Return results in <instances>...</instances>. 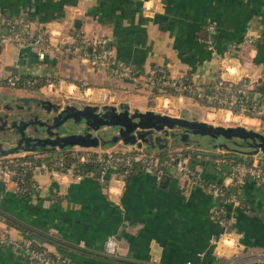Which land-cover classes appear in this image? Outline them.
<instances>
[{
	"label": "crops",
	"instance_id": "obj_1",
	"mask_svg": "<svg viewBox=\"0 0 264 264\" xmlns=\"http://www.w3.org/2000/svg\"><path fill=\"white\" fill-rule=\"evenodd\" d=\"M1 12L13 19L28 16L30 26L46 31L53 43L64 39L77 43L76 32L90 40L106 36L111 54L134 72L163 67L171 76L189 77L207 91L225 65L228 79L246 77L251 82L254 98L264 91V0H0ZM208 23L213 25L211 46L198 36ZM8 44L0 46V72L48 77L72 97L123 102L142 111L153 108L147 106L151 87L131 77L112 75L78 57H63L52 47L40 59L29 46ZM4 79L0 78V95L33 92L2 86ZM84 82L92 86L85 89ZM192 99L172 93L153 97L154 107L163 110H176ZM219 109L226 118L233 114ZM183 146L196 154L189 159L201 178L219 185L230 184L227 168L218 171L210 156H245L194 143L174 149ZM31 174L36 187L28 196L15 193L13 184L2 186L0 179L1 205L14 217L52 234L53 240H34L70 264H264V186H256L251 178L230 188L238 202L224 204L235 235L234 243L226 244L221 240L224 228L213 215L218 197L172 168L159 176L136 168L125 180L109 171L107 185L93 176L77 179L41 166ZM0 229L18 241L33 240L2 218ZM110 234L118 241L116 255L102 252V242ZM0 264L30 263L0 240Z\"/></svg>",
	"mask_w": 264,
	"mask_h": 264
},
{
	"label": "built area",
	"instance_id": "obj_2",
	"mask_svg": "<svg viewBox=\"0 0 264 264\" xmlns=\"http://www.w3.org/2000/svg\"><path fill=\"white\" fill-rule=\"evenodd\" d=\"M4 17L0 15V46L5 43H13L17 46H29L34 49L37 56L41 59L44 57L45 51L53 48L63 57H78L86 61L96 68H105L110 71L112 75L120 77H131L134 81L141 82L149 87L158 86L161 88L172 89V94L198 93L194 85L185 79L183 76H171L165 68L158 67L147 72H134L127 63L117 60L110 52L108 47V38L106 36L95 39H88L81 32L74 33L75 40H60L56 43L52 42L50 35L42 29H34L30 24L22 18L14 19L5 25ZM6 27V32L3 28ZM206 30L212 31L213 25L208 23L205 25ZM206 43L211 46L212 39L208 35L204 39ZM217 79L215 81L214 89L207 94V97L216 102L218 108H225L231 111L236 116H250L257 119H264V95L254 98L250 102H245L236 98L237 94L248 97V90L251 88V82L246 77H241L237 80H230L226 77L227 68L221 65ZM21 74L12 73L8 75L3 83L9 85L18 84H34L37 81L36 76L32 78L22 79ZM227 82L221 90L220 85ZM239 82V86L234 88L231 84ZM2 83V84H3ZM84 88L90 87L88 83ZM51 88L53 86L52 79L47 77L43 87ZM46 88V89H47ZM167 93V92H161ZM200 94V92H199ZM253 93H251V96ZM120 147L115 145L98 146V147H72L73 152L69 157L57 150L56 152H49L48 154L34 155L33 158H26L19 162L20 169L15 166H8L7 162H3L0 157V179L2 186L13 184V191L19 195L30 187L35 188L36 182L31 179L29 183L25 184L24 175L30 172L36 166L51 170L52 173L69 174L80 179L84 176H93L102 184L109 182L110 177H107V172H111L113 176L118 179L125 180L128 175L133 172L134 167L151 171L157 176L163 174L167 168L174 169L175 172L184 175L192 183L205 186L212 191L219 200V205L214 208L213 215L217 222L224 228L221 240L226 244L234 243V233L229 229V220L226 216L224 204L228 202H238L237 193L231 192L229 195L224 194L223 186L236 187L246 178H251L254 184L258 187L264 186V168L262 167L258 157L254 156L251 162L247 163L239 159L235 160L228 155H211L213 166L218 171H223L226 167L227 177L230 179L229 185H219L216 182L205 180L201 178L199 172L195 169L193 164L189 162L191 157L190 152H182L181 149L171 150L165 155H160L146 150L142 146L134 144H124L119 141ZM122 145V146H121ZM26 154L15 153L10 156H23ZM86 163H93L90 167L84 166ZM3 193L0 192V206ZM0 240L9 245L12 249L20 252L21 255L30 264H64L59 259V255L53 257L45 250H36L31 248L30 239L18 241L5 234L0 229ZM79 246L84 247L83 241L78 243ZM118 249V241L114 235H107L102 242V252L107 255H116ZM264 253V246L262 248ZM260 255L257 261H261ZM186 264H190L187 261Z\"/></svg>",
	"mask_w": 264,
	"mask_h": 264
},
{
	"label": "water",
	"instance_id": "obj_3",
	"mask_svg": "<svg viewBox=\"0 0 264 264\" xmlns=\"http://www.w3.org/2000/svg\"><path fill=\"white\" fill-rule=\"evenodd\" d=\"M77 20L75 19V22ZM3 31L6 32V27L3 28ZM53 111L52 123H47V127L60 128L59 132L48 130L49 134L54 136L45 138L27 136L23 127L32 121H22L19 124L20 139L15 145L4 147L2 140H0V157L20 152L61 150L74 146L97 147L118 141L144 148L148 146L162 148L170 144L171 137L176 136H179L184 144H197L196 140L191 139V135H208L212 138L222 136L227 139L238 138L252 148L248 152L256 154L259 152L258 150L264 151V132L241 124L220 125L195 117L189 118L184 110L179 116H174L152 109L143 111L137 108L131 109L127 103L121 102L119 107L113 104H103L102 107L90 103L81 106L72 103L55 104ZM69 119L82 123L83 128L77 132L60 134V132L66 131L62 126ZM37 122L44 124L46 121L37 120ZM106 125L116 129L110 138L102 139L98 133L93 134L94 131ZM31 140L34 141L31 142ZM209 145L213 148L247 152L227 146L224 143L209 142Z\"/></svg>",
	"mask_w": 264,
	"mask_h": 264
},
{
	"label": "rangeland",
	"instance_id": "obj_4",
	"mask_svg": "<svg viewBox=\"0 0 264 264\" xmlns=\"http://www.w3.org/2000/svg\"><path fill=\"white\" fill-rule=\"evenodd\" d=\"M8 44V43H5ZM4 44V45H5ZM8 45H12V44H8ZM7 45V46H8ZM6 47V46H5ZM10 73L9 69H3L0 72V78L4 79L6 78V76ZM57 85V84H56ZM91 85V84H89ZM82 87H85L86 85H81ZM92 86V85H91ZM47 87H43V89H39V90H35L34 95L35 96H41L42 98H46V99H52L53 101H57L60 102V104L64 105L66 103H72L75 104L77 106H81L85 103H90V104H94V105H98L99 107H102L103 104H113L117 107H119L120 103H111L109 102L107 99L105 101H92L89 98H86L87 96H84L81 94L80 97H72V96H68L67 94H65V91H62L60 89H58V86H52L51 88H47ZM20 90V89H19ZM116 90V89H114ZM153 104L150 105V103L147 102V106L149 107H153L152 110L154 111H158V112H163L166 113V111H168L169 113H173L175 114L174 116H179L181 111L184 110L185 114L187 115V117H195L199 120H204L206 122L212 123V124H220V125H237V124H241V125H245L246 127H251L253 129H256L258 131L264 132V119H260V121L258 122V120L256 119H249V118H245V116H236L231 114L229 116V118H226L225 115V111L221 110L218 108V106L216 105H209L208 103H205L204 101H201L199 99H192V102L189 103H185L182 105L177 106L176 110H173V107L171 110H163L161 109V107H154V100ZM133 109V108H131ZM140 110V109H139ZM4 111V110H2ZM167 113V114H169ZM66 131L68 132H77L80 131L83 128V124L79 123V122H75L73 119H69L67 120L63 126ZM116 132V129L113 128L112 126H102L100 129L97 130V133H99L100 137L102 139H108L110 138L114 133ZM11 139V134L8 135L7 133H5L4 135L0 136V140H2V144L4 147H9L11 146L9 141ZM191 139L196 140V143L198 144V146H202V147H209V142L211 143H224L227 146L230 147H235L237 149H240L242 151H247L245 153V157H240L239 159L241 161L244 162H251L252 159V153L248 152L249 150H251L252 148L249 147L248 145H246L244 143V141L242 139H238V138H232V139H227L224 138L222 136H218L217 138H212L209 137L208 135H191ZM170 143L171 145L166 146V147H162L159 148L158 146L155 147H147L145 148L148 151L154 152V153H158L159 149H169V150H176L174 149L175 147L178 146H182L184 144L183 141H181L180 139L174 140L170 138ZM119 142H115V143H105V145H103V147L106 146H110V145H115V147H120ZM193 144V143H191ZM194 143V145H197ZM122 146V145H121ZM78 147V146H75ZM98 147V146H97ZM169 147V148H168ZM211 147V146H210ZM65 149V148H64ZM61 149V150H64ZM60 150V149H58ZM54 152H56L57 150H53ZM259 152L255 154L256 157H258L260 163H264V151L262 150H258ZM28 154H32V155H38L35 153H31V152H25ZM233 153V150H232ZM40 154V153H39ZM43 154V153H42ZM11 154L4 156V157H10ZM190 162V159H188Z\"/></svg>",
	"mask_w": 264,
	"mask_h": 264
},
{
	"label": "trees",
	"instance_id": "obj_5",
	"mask_svg": "<svg viewBox=\"0 0 264 264\" xmlns=\"http://www.w3.org/2000/svg\"><path fill=\"white\" fill-rule=\"evenodd\" d=\"M29 13L30 12L28 11L27 14L30 15L31 13L30 14ZM0 15L2 17H4V19L6 21L5 25H7V23H9L10 21L14 20L13 18H11V16H5V14L3 12H1ZM21 17L25 21L29 20L28 19L29 18L28 16L21 15ZM208 35L212 39V36H213L212 35V31L209 32L208 30H206L205 25H203V27L201 28V32L198 34V36L200 38H202V39H205L206 37H208ZM20 77L25 80L27 78H32L33 76L32 75H24V74L22 75L21 74ZM36 78H37V81L34 84H25L24 83V84H18V85L19 86H22V87L31 88V89L37 91L46 82V77H44V76H36ZM185 79L188 80V81H190L194 85V87H195V89H196V91L198 93H188V92H184L183 93L184 95L191 96L194 99H199L201 101H204L205 103H208L209 105L219 106L216 102L212 101L211 99H209L207 97V94L210 93L214 89V87H215L214 84L213 85H209L208 86V89L206 91L203 85H201V86L200 85H196L195 83H193L191 81V79L189 77H185ZM225 85H227V82H223L220 85L221 90H223V88H224ZM231 85H232V87L236 88V87L239 86V82L233 83ZM253 91H254L253 88H250L248 90V97L247 98L245 96H241L240 93L236 95V98H237V100L240 99V100H244L245 102H250V101H252L254 99L253 95L251 96V93ZM161 92H167V93H171L172 92L173 93L172 89H170V88H161V87H158V86H153V87H151V92L149 93L148 103H150V105L153 104V101L152 100H153L154 95H156L158 93H161ZM199 92H200V94H199ZM261 95H264V91L261 92ZM181 150H182V152H185V153L186 152H190L192 157L196 155V154H193V152L191 150L187 149L184 146H183V148H181ZM60 151L63 152L66 155V157H69L70 156V153L73 152L74 149L73 148H67V149L60 150ZM170 151L171 150H169V149H164L163 148V149H159L158 150V154L165 155V154L169 153ZM33 157H34V155L26 153L23 156L2 157L1 160L3 162H7L9 167L10 166L11 167L12 166H15L16 169L19 170L20 169V166H19V162L20 161H22L23 159H26V158H33ZM242 157H245V156H242ZM232 159L237 160L239 158L238 157L237 158L236 157H233ZM92 165H95V164H93V163H86L84 166L90 167ZM261 165L264 168V163L263 164L261 163ZM135 169H136V167H134L133 171ZM23 178L25 180V184L26 183H29L30 182V179H31V173L30 172L26 173V175H24ZM223 188H224V194L229 195L230 194V188L231 187L230 186H223ZM33 191H34V188L33 187H30V189L25 190L22 193V195L23 196H28ZM0 218H2L4 221H6L7 223H9L10 225L16 226L17 228L21 229L22 231L28 232L32 236V238H33V240L32 239L30 240L31 248L36 249V250H45L47 252V254H49V255H51L53 257L59 255V259L62 260L64 264H70V263H68L67 259L63 255H61L60 253H54L52 251L47 250L44 245H42L38 241L34 240V238H40V239H44V240H46V239L47 240H53V235L50 234L49 232H47L46 230L37 229L36 227L31 226L30 224L26 223L25 221H22L19 218L14 217L10 213L6 212L2 206H0Z\"/></svg>",
	"mask_w": 264,
	"mask_h": 264
},
{
	"label": "flooded vegetation",
	"instance_id": "obj_6",
	"mask_svg": "<svg viewBox=\"0 0 264 264\" xmlns=\"http://www.w3.org/2000/svg\"><path fill=\"white\" fill-rule=\"evenodd\" d=\"M1 85L18 87L6 83H1ZM34 92L35 91L33 90L32 93L27 95H11L9 97L0 95V136L5 133L8 135L11 134V139L9 141L10 145H15L20 139L19 124L22 121H32L23 127L27 136L45 138L48 136H54L53 134L50 135L49 131L59 132L60 128H48L47 123H52L51 116L53 115L55 104H60V102L42 98L41 96H35ZM37 120L46 122L44 124H39ZM66 133H68V131L60 132V134ZM94 133H97V131H94L93 134ZM172 139L177 140L179 139V136L171 137V140ZM33 141L34 140H31V142ZM21 143H23V141H21ZM45 152L50 151H31V153L35 154H42Z\"/></svg>",
	"mask_w": 264,
	"mask_h": 264
}]
</instances>
